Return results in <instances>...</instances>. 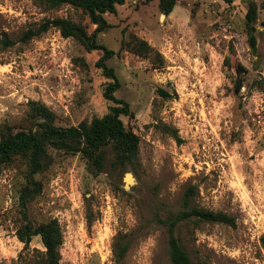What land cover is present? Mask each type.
Here are the masks:
<instances>
[{"label": "rangeland", "instance_id": "1", "mask_svg": "<svg viewBox=\"0 0 264 264\" xmlns=\"http://www.w3.org/2000/svg\"><path fill=\"white\" fill-rule=\"evenodd\" d=\"M258 6L257 52L250 48L248 3ZM159 0H127L100 43L115 52L107 61L128 102L125 125L140 138L136 169L113 164L102 172L80 155L51 150L52 166L37 175L42 192L28 203L34 223L57 219L64 243L61 264H172L168 233L157 220L192 206L224 212L236 227L185 223L182 245L196 264H264V0H178L170 15ZM69 17L91 33L95 26L69 6L47 10L38 0H0V125L23 127L31 101L46 105L61 127L103 117L111 102L109 80L88 51L52 28L27 42L24 33L47 19ZM152 47L147 58L128 51L132 36ZM245 86L236 93L237 65ZM177 132L182 142L174 137ZM27 166L18 160L0 174V264H33L45 249L41 238L25 247L20 193ZM119 245H128L122 259Z\"/></svg>", "mask_w": 264, "mask_h": 264}, {"label": "trees", "instance_id": "2", "mask_svg": "<svg viewBox=\"0 0 264 264\" xmlns=\"http://www.w3.org/2000/svg\"><path fill=\"white\" fill-rule=\"evenodd\" d=\"M47 10H59L69 6L75 11H81L95 26L90 33L82 23L69 17H54L47 19L37 29L26 31L22 41H29L38 37L50 29H57L65 39H74L82 44L88 51H100L102 56L97 62V67L102 70L104 77L109 82L106 84L104 97L111 102L109 112L103 117H97L90 122H82L78 126L61 127L56 124V115L46 105L31 101L26 116V124L16 128L10 124L0 125V174L2 171L18 160L25 162L27 166L28 183L23 186L20 193L23 224L17 232L18 239L29 248L33 239L41 238L45 249L39 252L41 258L33 264H61L60 250L64 243V235L57 219H51L42 223H34L28 216V203L42 192V183L35 177L48 170L53 162L51 150L65 154H80L97 173L102 172L109 153L113 156V164L122 167L136 169L139 161L140 138L129 129L123 116L132 117L133 112L128 102L116 97L121 83L115 69L108 66L107 61L115 56V52L106 45L100 43V36L111 26L106 15H115L118 8L126 4L127 0H38ZM227 4H233L235 0H221ZM178 0H159V10L170 15L175 9ZM258 19V6L256 2L248 3L246 15L247 37L250 48L257 52L256 21ZM13 42L7 33H0V45L2 49L12 47ZM128 51L147 58L152 47L147 41L133 35L126 44ZM245 68L237 65V80L235 82L236 93H241L245 86ZM174 137L180 143L181 138L177 132ZM194 189L190 188L184 197L183 209L178 212H167L166 218L157 214V220L164 225L168 233L169 255L172 264H196L190 253L182 245L178 230L185 223H221L230 227H236V219L224 212H214L192 206ZM264 247V235L261 238ZM128 249V245H119L118 258L122 259Z\"/></svg>", "mask_w": 264, "mask_h": 264}]
</instances>
